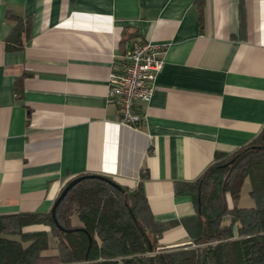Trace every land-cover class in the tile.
Instances as JSON below:
<instances>
[{
	"label": "crops",
	"instance_id": "obj_1",
	"mask_svg": "<svg viewBox=\"0 0 264 264\" xmlns=\"http://www.w3.org/2000/svg\"><path fill=\"white\" fill-rule=\"evenodd\" d=\"M144 41L165 47L163 67L127 127L108 79ZM262 128L264 0H0V216L48 214L68 181L100 175L142 184L175 224L159 246H187L181 221L197 209L175 184Z\"/></svg>",
	"mask_w": 264,
	"mask_h": 264
},
{
	"label": "trees",
	"instance_id": "obj_2",
	"mask_svg": "<svg viewBox=\"0 0 264 264\" xmlns=\"http://www.w3.org/2000/svg\"><path fill=\"white\" fill-rule=\"evenodd\" d=\"M8 18L16 22L15 29L21 24ZM215 159L194 182L175 184V192L190 195L197 209L181 221L187 246H159L175 224L153 216L142 184L130 189L107 177L115 187L86 174L55 208L56 223L51 212L0 216V264H200L204 249V264H264V128L246 147ZM246 179L254 207L230 208L228 200H238ZM72 216L79 226L71 224ZM138 228L148 236L151 252ZM50 236L57 254L46 258L42 253Z\"/></svg>",
	"mask_w": 264,
	"mask_h": 264
},
{
	"label": "built area",
	"instance_id": "obj_3",
	"mask_svg": "<svg viewBox=\"0 0 264 264\" xmlns=\"http://www.w3.org/2000/svg\"><path fill=\"white\" fill-rule=\"evenodd\" d=\"M164 48L150 41L137 43L111 71L108 98L120 113V125L137 127L143 121L139 105L148 104L153 96Z\"/></svg>",
	"mask_w": 264,
	"mask_h": 264
},
{
	"label": "rangeland",
	"instance_id": "obj_4",
	"mask_svg": "<svg viewBox=\"0 0 264 264\" xmlns=\"http://www.w3.org/2000/svg\"><path fill=\"white\" fill-rule=\"evenodd\" d=\"M250 190V183L249 180L246 179L241 191H240V195L237 201H235L233 204L235 206H237L238 208H251L254 207V201L250 198L248 192ZM225 222H227V220L225 219ZM72 223L73 225L78 224L79 222L77 221L76 217L73 216L72 217ZM33 229V228H32ZM37 229H43V230H48V228H44V227H39ZM49 247L46 251H44L42 253V256L46 257V258H50V257H54L57 254V249H56V240L53 237H49Z\"/></svg>",
	"mask_w": 264,
	"mask_h": 264
},
{
	"label": "water",
	"instance_id": "obj_5",
	"mask_svg": "<svg viewBox=\"0 0 264 264\" xmlns=\"http://www.w3.org/2000/svg\"><path fill=\"white\" fill-rule=\"evenodd\" d=\"M90 177H95V178H98V179H102V180H105L109 183H111L113 186L115 187H118L117 184H115L113 181H111L110 179H108L107 177H104V176H100V175H90ZM83 177H78V178H75L73 179L72 181H70L69 183H67L64 187V189L61 191L60 195L57 197V199L55 200V203L52 207V210H51V215H52V218L54 219L55 221V208L57 207V205L59 204V202L63 199V197L67 194V192L77 183L79 182ZM198 211H199V201H198ZM56 223V221H55ZM136 223V222H135ZM140 233L142 234V236L144 237V240L146 241L147 243V246H148V249L149 251L151 252L152 251V245H151V242L148 238V236L142 231L141 228H138ZM205 255H206V250L204 249L202 251V255H201V259H200V264H204V259H205ZM150 264H153V261L151 260Z\"/></svg>",
	"mask_w": 264,
	"mask_h": 264
}]
</instances>
